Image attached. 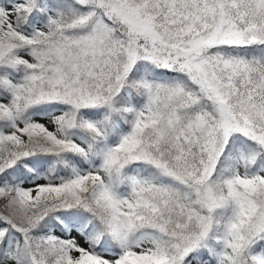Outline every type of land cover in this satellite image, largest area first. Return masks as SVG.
Instances as JSON below:
<instances>
[{
  "label": "snow or ice",
  "instance_id": "obj_1",
  "mask_svg": "<svg viewBox=\"0 0 264 264\" xmlns=\"http://www.w3.org/2000/svg\"><path fill=\"white\" fill-rule=\"evenodd\" d=\"M0 264H264V0H0Z\"/></svg>",
  "mask_w": 264,
  "mask_h": 264
}]
</instances>
